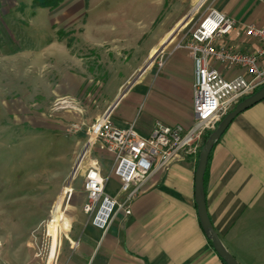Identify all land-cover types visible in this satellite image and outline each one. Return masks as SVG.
I'll return each instance as SVG.
<instances>
[{"label": "crops", "instance_id": "1", "mask_svg": "<svg viewBox=\"0 0 264 264\" xmlns=\"http://www.w3.org/2000/svg\"><path fill=\"white\" fill-rule=\"evenodd\" d=\"M164 1L158 0L162 5ZM172 1L174 6L165 4L167 18L161 36L133 70L138 71L136 76L122 87L106 110L110 111L114 125L123 128L133 123L143 137L150 135L155 123L186 129L193 123V61L189 52L178 46L183 36L178 27L184 21L186 25L208 7L227 15L236 26L221 44L242 52L257 47L255 40L240 33L242 29L247 25L264 28V0ZM160 56L164 59L158 66ZM209 63L226 78L245 75L243 69H225L211 60ZM64 80L61 87L70 83L69 78ZM80 135L83 140L84 132ZM91 153L101 175L106 177V170L109 175L111 154L98 147ZM197 159L196 156L175 160L150 175L132 199L131 213L119 211L106 230L87 220L82 210L86 201L83 191L57 264H224L197 216ZM104 192L119 201L125 199L113 175L106 180ZM204 193L210 222L228 251L240 264H264V99L240 112L213 146ZM62 209L53 221H48L51 241L46 264H51L56 255L59 223L64 221Z\"/></svg>", "mask_w": 264, "mask_h": 264}, {"label": "rangeland", "instance_id": "2", "mask_svg": "<svg viewBox=\"0 0 264 264\" xmlns=\"http://www.w3.org/2000/svg\"><path fill=\"white\" fill-rule=\"evenodd\" d=\"M31 2L0 0V264H46L48 221L62 207L57 264L84 196L76 166L84 139L68 127L108 109L161 36L165 4L174 6L65 0L48 10Z\"/></svg>", "mask_w": 264, "mask_h": 264}, {"label": "built area", "instance_id": "3", "mask_svg": "<svg viewBox=\"0 0 264 264\" xmlns=\"http://www.w3.org/2000/svg\"><path fill=\"white\" fill-rule=\"evenodd\" d=\"M191 17L183 27L179 47L189 52L193 61L192 85L193 123L189 128L181 125L155 123L150 135H139L133 123L118 127L110 120V111L91 123L75 122L68 132H84V141L77 156V167L84 168L83 190L86 201L82 210L95 227L106 230L119 211L131 213L130 203L140 187L154 172L175 160L196 157L206 131H212L218 122L241 98L254 93L264 85V28L247 25L240 32L246 39L255 40L257 47L250 52L234 49L221 41L235 29V21L208 7ZM196 16V15H195ZM163 56L158 58L161 66ZM221 64L225 69L240 68L245 75L224 77L209 63ZM98 147L111 154L109 175H101L91 151ZM76 167V168H77ZM110 175L117 177L125 199L119 201L104 192Z\"/></svg>", "mask_w": 264, "mask_h": 264}, {"label": "water", "instance_id": "4", "mask_svg": "<svg viewBox=\"0 0 264 264\" xmlns=\"http://www.w3.org/2000/svg\"><path fill=\"white\" fill-rule=\"evenodd\" d=\"M264 99V86L252 93L251 95L239 101L234 108L218 122L216 127L211 131L204 143L201 145L197 165L194 172V202L196 205L197 216L200 226L206 238L209 240L212 248L225 264H240L234 256L224 246L216 230L210 222L204 193V174L210 152L214 144L218 141L230 122L243 110L251 105Z\"/></svg>", "mask_w": 264, "mask_h": 264}, {"label": "trees", "instance_id": "5", "mask_svg": "<svg viewBox=\"0 0 264 264\" xmlns=\"http://www.w3.org/2000/svg\"><path fill=\"white\" fill-rule=\"evenodd\" d=\"M65 0H32L31 2V8L32 9H36V8H45L48 10H55L56 8H58ZM89 0H84V4L85 6L88 4ZM264 86V85H263ZM261 86V87H263ZM261 87H259L258 89H260ZM257 89V90H258ZM256 90V91H257ZM211 133V131H206L203 134L202 137V144L204 143V141L206 140V138L209 136V134ZM215 145V144H214ZM201 148V147H200ZM200 151V149H199ZM198 151V154H199ZM211 153V152H210ZM198 154H197V158H198ZM210 157V155H209ZM209 159V158H208ZM197 165V163H196ZM207 167H208V162H207V166H206V171H207ZM206 171L204 174V191H205V176H206ZM225 264V263H224Z\"/></svg>", "mask_w": 264, "mask_h": 264}, {"label": "bare ground", "instance_id": "6", "mask_svg": "<svg viewBox=\"0 0 264 264\" xmlns=\"http://www.w3.org/2000/svg\"><path fill=\"white\" fill-rule=\"evenodd\" d=\"M170 37H171V36H170ZM76 166H77V165H76ZM72 175H73V172H72V174H71V176H70V179L68 180L67 184L70 183V180H71Z\"/></svg>", "mask_w": 264, "mask_h": 264}]
</instances>
